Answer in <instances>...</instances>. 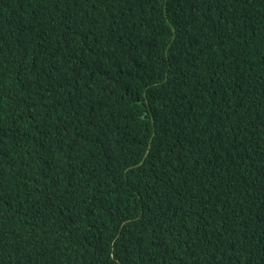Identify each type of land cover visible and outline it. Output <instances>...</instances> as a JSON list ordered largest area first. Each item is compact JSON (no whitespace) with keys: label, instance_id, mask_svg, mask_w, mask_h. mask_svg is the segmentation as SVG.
<instances>
[{"label":"trees","instance_id":"obj_1","mask_svg":"<svg viewBox=\"0 0 264 264\" xmlns=\"http://www.w3.org/2000/svg\"><path fill=\"white\" fill-rule=\"evenodd\" d=\"M146 257L264 264V0H0V264Z\"/></svg>","mask_w":264,"mask_h":264},{"label":"clouds","instance_id":"obj_2","mask_svg":"<svg viewBox=\"0 0 264 264\" xmlns=\"http://www.w3.org/2000/svg\"><path fill=\"white\" fill-rule=\"evenodd\" d=\"M175 27H176V25H175ZM159 50L160 51H159V54H158L156 59L159 60L162 63V65L164 66L167 63V61L169 59V55H170L169 44H167V42H165L163 45H160ZM173 107H174V105H173ZM92 131H93V129L89 130L88 135H91ZM142 264H160V263L153 258H147L146 257L145 262Z\"/></svg>","mask_w":264,"mask_h":264}]
</instances>
